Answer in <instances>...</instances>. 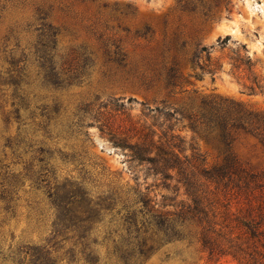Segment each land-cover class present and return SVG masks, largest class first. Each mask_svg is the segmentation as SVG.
<instances>
[{"label": "rangeland", "instance_id": "obj_1", "mask_svg": "<svg viewBox=\"0 0 264 264\" xmlns=\"http://www.w3.org/2000/svg\"><path fill=\"white\" fill-rule=\"evenodd\" d=\"M44 50L70 84L45 80ZM21 97L28 106L18 119L13 103ZM215 97L259 114L260 128L235 132L231 152L249 172L264 174V0H0V264H16L19 250L45 245L51 235L54 210L46 188L35 183L40 160L59 180H78L94 196L154 184L140 168L134 179L125 152L101 130L107 119L123 128L127 114L138 119L159 108L171 116L157 122L184 138L187 154L193 147L210 170L223 165L218 134L208 139L188 118ZM4 186L15 192L12 200L2 198ZM232 187L220 186L218 208L232 201L234 225L243 203ZM164 194L151 187L153 199ZM121 216L110 212L94 225L97 264H125L117 249L128 236ZM178 228L142 264H238L210 255L197 219ZM74 244L75 264H89L82 243L67 247Z\"/></svg>", "mask_w": 264, "mask_h": 264}, {"label": "trees", "instance_id": "obj_2", "mask_svg": "<svg viewBox=\"0 0 264 264\" xmlns=\"http://www.w3.org/2000/svg\"><path fill=\"white\" fill-rule=\"evenodd\" d=\"M229 39L227 36L224 42ZM42 60L48 83L55 86L71 83V76L57 69L52 51L44 50ZM14 85L19 86L18 83ZM13 105L20 119L21 109L28 106L26 98L21 97ZM154 111L157 115L142 112L138 119L127 114V125L123 128H114L108 119L101 123L108 140L125 152L137 183L139 168L145 180L154 179V184L145 189L137 184L127 190L116 187L94 196L78 180L68 177L59 180L47 160H40L44 169L35 183L47 190L55 215L52 231L45 245L19 250L16 264H64L65 261L75 264V244L67 247L68 242L82 243L88 263L97 264V259L91 256V232L97 222L103 221V215L115 211L122 214L121 220L128 233L124 243L117 247L125 264H142L163 243L173 240L180 233L178 227L190 219H197L201 224V241L211 256H231L238 264H264V174L249 172L231 152L235 132H254L260 128L257 126L259 114L240 102L222 97L205 99L199 112L188 114L194 130L200 129L208 139L211 134H218L226 149L225 163L210 170L193 147L192 154H187L184 138L170 125L157 122L159 116L168 119L171 114L159 108ZM98 117V114L93 116L97 120ZM261 131L264 144V128ZM222 184L225 187L233 184L237 194L231 196H239L237 203H243L234 225L228 220L232 201L223 205V212L218 208ZM15 185L18 183L12 187ZM152 186L161 187L168 194H164L161 201L153 199ZM1 196L6 201L12 200L15 192L4 186ZM179 196L183 199L178 200ZM219 216L223 217L222 221Z\"/></svg>", "mask_w": 264, "mask_h": 264}]
</instances>
